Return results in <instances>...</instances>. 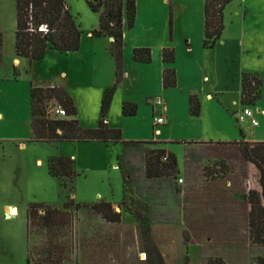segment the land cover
I'll return each mask as SVG.
<instances>
[{
  "label": "rangeland",
  "instance_id": "obj_1",
  "mask_svg": "<svg viewBox=\"0 0 264 264\" xmlns=\"http://www.w3.org/2000/svg\"><path fill=\"white\" fill-rule=\"evenodd\" d=\"M241 1L231 0L226 5L222 39L215 47L206 48L203 46V0H137L135 24L125 30L122 61L124 71L132 70L136 74L134 86L130 87L117 79V63L110 51L111 39L90 34L99 28L100 14L93 11L86 0H66L82 30L80 49L72 52L49 50L44 59L34 61L19 56L15 50L16 0H0V31L3 35L0 64V264H28L25 211L30 203L58 209L64 206L63 191L68 186L62 184L61 178L49 173L50 156L74 159V167L79 172L73 180L76 202L107 199L114 206L119 205L116 210L122 213L121 221L109 222L91 208L72 210L69 223L73 245L69 262L72 264L79 259V264H155L160 256L165 264H202L217 255L232 260L233 264H240L242 260L244 264H259L260 257L264 259V244L253 241L249 205L242 196L248 194L249 182L258 185L257 173H249L248 162L234 155L227 160V171L216 167L218 175L208 178L216 183H206L199 191L196 188L198 180L194 177L200 172L195 159V148L199 145L189 143L240 139L241 130L251 141H264V114L258 110L261 97L264 104V80L261 97L247 106L240 100L237 103L232 101L235 91L229 86L237 85V81H232L236 74L231 70V56L237 49L228 46L226 39L238 33L231 16ZM185 37L192 40V52L187 50ZM135 47L151 48L152 61H135ZM164 47L175 48L176 62L172 67L179 68L180 84L176 89L179 91L169 93V111L173 120L160 125L162 131L156 136V116L162 113L170 116L164 111L163 103L154 101L163 95V86L158 90L155 74L159 75L161 71ZM32 83L66 86L78 106L81 125L86 128L97 126L102 96L108 88L114 87L107 115L111 125L122 128L129 141L161 140L160 145L176 153L181 169L185 170L183 174H191L195 185L190 182L182 193L181 184L176 181L181 172L174 179L148 180L142 153L147 143L100 140L56 143L33 139ZM181 87L186 90L181 92ZM188 89H192L191 95H196L201 102L199 115L191 112ZM202 90L212 96L204 98ZM150 94L152 102L148 99ZM123 96L141 101L137 114L125 116L122 106L114 105ZM48 105L54 115L60 117L54 110L55 105ZM153 105L156 114H153ZM245 107L254 111L257 125L248 117H239ZM189 150H192L191 154L187 155ZM124 157L131 171V183L120 166L124 164ZM212 164L218 165L211 161L205 166ZM244 165H247L246 169L241 170ZM205 166L201 171L203 175ZM174 183L177 191L173 188ZM11 203L19 207L18 216H6L5 210ZM137 210L145 223L135 217ZM224 217L230 220L232 227L228 234L216 231V225L221 224ZM40 239V233L34 234L32 243L35 245ZM85 250L94 256L89 259L100 261L92 263L87 258L81 259Z\"/></svg>",
  "mask_w": 264,
  "mask_h": 264
},
{
  "label": "trees",
  "instance_id": "obj_2",
  "mask_svg": "<svg viewBox=\"0 0 264 264\" xmlns=\"http://www.w3.org/2000/svg\"><path fill=\"white\" fill-rule=\"evenodd\" d=\"M93 11L100 14L98 29L91 31L92 36H108L111 41L110 51L117 63V79L121 81L123 72V50L126 28H132L137 17V0H86ZM231 0H204L203 46L213 48L222 39L225 28L224 9ZM17 22L15 34V50L19 56L31 60H42L49 50L60 52L78 51L81 46L82 30L75 16L71 13L66 0H16ZM3 35L0 31V64L2 63ZM133 58L137 62L152 61V50L149 47H135ZM175 50L164 47L162 50L163 62H175ZM16 72V70H15ZM16 74V73H15ZM163 86L165 88L177 85V74L173 67L163 70ZM262 77L255 73L245 72L242 77V103L247 106L261 97ZM114 87L108 88L101 100V114L98 124L93 128L81 125L78 118V107L66 86L41 85L32 83L30 91L32 138L38 141L61 142L65 140H100L103 142H123V131L113 126L107 118L114 94ZM53 103L54 110L61 106L66 110L64 116H55L48 104ZM190 107L193 115H199L201 102L196 95L190 96ZM138 104L125 101L122 106L123 114L131 116L137 114ZM154 135L155 125H154ZM239 140L225 141H192V145H199L200 155L218 156L214 164L205 166V177L212 178L218 175L220 167L227 171V160L235 155L237 159L248 162L249 173H257L258 185L249 182L248 194H243L248 201L251 233L255 243L264 244V141H251L245 138L241 130ZM147 143L145 150V174L147 178L172 177L180 172L176 153L163 147H150L162 141L154 139L144 141H130ZM201 143V144H200ZM202 151V152H201ZM191 150L187 155H190ZM201 152V153H200ZM186 155V156H187ZM214 156V157H215ZM229 158V159H228ZM243 166L244 170L246 166ZM48 171L61 178L64 189L63 208H53L41 203H30L27 208V241L28 260L33 264H72L69 262L73 245L72 233L69 228L72 210L91 208L101 214L109 222L122 220L121 211H117L112 201L101 199L96 202L78 203L75 201L74 179L79 172L74 167V159L70 156H50ZM126 172V171H125ZM126 174H128L126 172ZM191 176V174L189 175ZM179 178V177H178ZM177 181V179H176ZM130 183V181H128ZM183 183H181L182 185ZM177 190V189H176ZM179 192V191H178ZM43 210L42 212H40ZM135 217L143 223L145 220L137 210ZM40 233L41 239L34 245V234ZM92 253V252H91ZM84 253L87 257L92 255ZM89 255V256H88ZM77 264V263H76ZM154 264V263H151ZM165 264L160 256L158 263ZM202 264H228L223 256L210 257ZM264 264V259L259 260Z\"/></svg>",
  "mask_w": 264,
  "mask_h": 264
},
{
  "label": "crops",
  "instance_id": "obj_3",
  "mask_svg": "<svg viewBox=\"0 0 264 264\" xmlns=\"http://www.w3.org/2000/svg\"><path fill=\"white\" fill-rule=\"evenodd\" d=\"M199 13H200V10H199ZM203 22H204V9H203ZM231 22H233V24L236 22L235 26H236V28L238 30V33H237V35L235 37L226 39V42L229 43L228 46H230V47L233 46V47H235L237 49L235 51V54L233 53V55L231 56L232 63H233L232 67H231V70L237 76V77L236 76H232V78H233L232 81H234V82L237 81V85L236 84H232V85H229V86H232L231 89H233L235 91L232 94V101L234 103L235 102L237 103L240 100V102L242 103V77H243V73H245V72L255 73V74L260 75L262 77V80H264V3L262 2V0H242L241 3H239L236 6L235 11L232 12ZM90 34H91V32H90ZM185 39H186V44L188 46L187 47L188 52H192L193 51V45L191 44L192 40L190 41L188 39V37H185ZM222 43H225V41H223ZM174 50H175V48H174ZM175 60H176V58H175ZM166 67H172V63H166V62H163V60H162L161 71L159 70V75L155 74L156 75L155 79H156L157 84H158V90L160 89L161 85L163 86V83H162L163 70ZM175 70H176V74H177V85L174 86V87H168V88H165L163 86V89H162V94L163 95H162V97H158L157 99H154V101L156 103H158V104H162L163 103V105H165L164 111H167L170 114V116H168V117L164 116L163 115L164 113H162L161 115L156 116V117H159V116L163 115L165 117L166 122L163 125H166L167 122H170V121L173 120L172 119L173 115L169 111L170 110L169 109V102H170L169 93H173L171 91H179V90H176V89H179L178 85L180 84V80L178 78L179 75H180L179 68H177L175 66ZM233 73H231V74H233ZM135 75L136 74L133 73L132 70H129V71L128 70H126V71L123 70L121 81L126 82L130 87H133L134 86L133 80H134V76ZM65 77H66V75H65ZM234 77H236V79ZM135 82H136V80H135ZM227 87L228 86H226L225 89H228ZM184 90H186V89L181 87V92L184 91ZM188 90L190 91V93L188 94V100H189V103H190V96H191V93H192V91H191L192 89H188ZM217 90H222L223 91L224 89H217ZM201 92H202V96L204 98H208V97L212 96L211 93H206L203 90ZM149 96L150 97L148 99H149V101L152 102L153 101V97H151L152 96L151 94ZM129 98H131V97L123 96V98H121L119 101L115 102V100H114V102H115L114 105H116L117 107L118 106H123V103L125 101H133V102H136L138 104V106H140L141 101L139 99L137 101H135L136 99H134V98L133 99H129ZM262 98L263 97H261V100H260L261 103L259 102L260 108L258 110L262 111V113L264 114V104H263ZM112 99H113V97H112ZM137 112H138V110H137ZM153 114H156V108H155L154 105H153ZM253 116L256 118L254 111H253ZM107 118H108V116H107ZM249 119L251 120V118H249ZM79 120H80V118H79ZM109 123H110V120H109ZM159 127H160V125H159ZM122 131H123V129H122ZM244 133H245V138L247 140H249L248 137H247V133L246 132H244ZM153 139L156 140L155 138H153ZM123 140L124 141L122 143H128V144L137 143V142H130L129 140H127L124 137V132H123ZM229 140H239V138L238 139H227V141H229ZM157 141H161V140H157ZM107 143H109V142H107ZM203 143H204V141H202V144ZM146 146L147 145L145 144V146H143V148H142L143 149L142 153H143V162H144V164H143L144 165V173H145V150L147 148ZM150 147H163V148H165L163 145H160L158 143L157 144H153ZM195 151H196V155L199 154L198 153L199 149L195 148ZM200 156H201V158H199L200 160H197V166H198L197 170H200V172H199L198 176H194V177H196L195 179L198 180V185H196V188H199V191H200V187L202 185L206 184V183H212V184L216 183V182H212L213 180H208V177H205L201 173V171H202V168L207 163H209L211 161H213V163H214L218 159V156H215V155H214L215 157L213 155L212 156L200 155ZM122 160H123L124 164L120 165V166H122L124 168V170L126 172H128L127 178H128V181H130V183H131L132 177H131V173H130L131 171L128 168L127 158L124 157ZM178 161H179V159H178ZM179 169H180V172H181V176H183L184 179H185V184L181 185V192L184 193L183 192L184 187H188L190 182H194V181L193 180L191 181L192 177H190L189 175L183 174V172H185V170H184V168L181 169L180 162H179ZM145 176H146V174H145ZM166 177L167 176L154 177V178H148V180L161 179V178H166ZM197 177H198V179H197ZM146 178H147V176H146ZM194 185H195V182H194ZM216 185L218 187L219 183L217 182ZM173 188H174V190L177 189L176 186H175V183H174V187ZM216 192L217 191L214 190V193H216ZM214 197H216V199H219V196L217 194H214ZM143 199L147 200L146 198H143ZM13 207L17 209V216L19 215V207L16 204L11 203V204L7 205V208L5 210L6 211V216L12 217L11 216V211H12L11 208H13ZM118 207H119V205H117V206L115 205V209H118ZM42 211L43 210H41L40 212H42ZM25 212H26V221H27V209H26ZM99 216H100V218L102 217L101 214H99ZM221 222H222L221 224L216 225V231L217 232H221V233H227V234L230 233L231 230H229V229L232 228L230 226V220H227V218L224 217V218L221 219ZM27 243H28V241H27ZM84 253H87V250H85V252L82 253L81 259L84 260V258H87L92 263H96V262L100 261V260L89 259L91 257L85 256ZM27 255H28V253H27ZM89 261H87V262H89ZM226 261H227L228 264H233L232 260L229 261V259H226ZM76 263L79 264L80 263V259L78 261H76ZM28 264H33V263H31L28 260ZM240 264H244L243 260L241 261Z\"/></svg>",
  "mask_w": 264,
  "mask_h": 264
},
{
  "label": "built area",
  "instance_id": "obj_4",
  "mask_svg": "<svg viewBox=\"0 0 264 264\" xmlns=\"http://www.w3.org/2000/svg\"><path fill=\"white\" fill-rule=\"evenodd\" d=\"M55 111L57 114H59L61 116H64L66 114V110L64 108H62L61 106H57L55 108ZM244 116L251 118L254 125L258 124V121L255 118H253V112L250 108L245 107L239 117H241V119H244ZM165 122H166V120H165V117L163 115L155 118L156 136H158L161 133V129H160L159 125L164 124ZM184 182H185V179L183 176H180L179 178H177V183L181 184Z\"/></svg>",
  "mask_w": 264,
  "mask_h": 264
},
{
  "label": "bare ground",
  "instance_id": "obj_5",
  "mask_svg": "<svg viewBox=\"0 0 264 264\" xmlns=\"http://www.w3.org/2000/svg\"><path fill=\"white\" fill-rule=\"evenodd\" d=\"M11 216H14V215H16L17 214V209L16 208H11Z\"/></svg>",
  "mask_w": 264,
  "mask_h": 264
}]
</instances>
